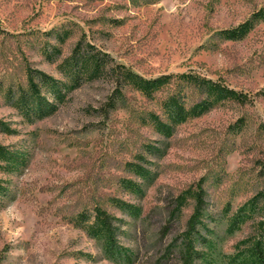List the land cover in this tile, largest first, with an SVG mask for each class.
Masks as SVG:
<instances>
[{
  "label": "rangeland",
  "instance_id": "rangeland-1",
  "mask_svg": "<svg viewBox=\"0 0 264 264\" xmlns=\"http://www.w3.org/2000/svg\"><path fill=\"white\" fill-rule=\"evenodd\" d=\"M118 64L221 79L249 102L163 134L144 117L166 124L170 87L144 96ZM0 145V264H153L196 210L195 264H259L264 0H0Z\"/></svg>",
  "mask_w": 264,
  "mask_h": 264
},
{
  "label": "trees",
  "instance_id": "trees-1",
  "mask_svg": "<svg viewBox=\"0 0 264 264\" xmlns=\"http://www.w3.org/2000/svg\"><path fill=\"white\" fill-rule=\"evenodd\" d=\"M243 32L245 30L241 26L226 31L229 38H236L242 35ZM116 68L120 69L124 84L130 85L144 96L153 97L165 85L170 87L169 93L162 102L166 124L162 123L159 114L152 111H145L146 116L144 117L147 121L158 124L160 127L159 131L163 134H169L171 132L170 127L185 119L208 112L221 101L228 100L240 104L249 102L245 93L230 87L222 82L221 79L213 80L194 72L163 74L155 78H145L123 65L118 64ZM195 94H197L198 99L191 103L190 97ZM3 149L4 147L0 145V153ZM199 201H201L200 196ZM96 207V224L104 229L107 239L115 241V236L113 235V231L117 229L115 216L105 208ZM197 216L198 212L196 210L188 221L186 230L182 232L185 237L179 244V251L171 247L164 249L153 264H195L194 259L201 256L199 250L196 249L195 238L202 239L196 224ZM171 232V224H166L161 229L162 235H168ZM258 261L259 264H264V253L262 250H258Z\"/></svg>",
  "mask_w": 264,
  "mask_h": 264
}]
</instances>
